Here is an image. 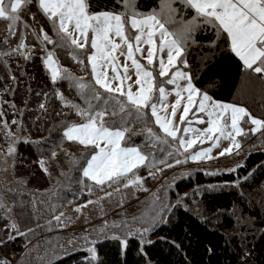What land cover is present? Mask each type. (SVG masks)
<instances>
[{"label":"trees","instance_id":"1","mask_svg":"<svg viewBox=\"0 0 264 264\" xmlns=\"http://www.w3.org/2000/svg\"><path fill=\"white\" fill-rule=\"evenodd\" d=\"M92 2L96 6L94 10H100L101 6L105 10L118 7L115 0ZM157 3L158 0H139V9L148 11ZM174 6L182 7L179 3ZM192 14L189 12V15ZM25 22L29 27H24ZM8 23L0 19V112L3 113L0 116V160L11 143L12 138L7 133L14 135L20 126L21 138L15 144L8 185L0 169V192H3L8 203L25 202L23 208L13 209L21 231L33 228L43 240L49 241L53 235L64 239L69 233L87 227L100 217L99 206L102 204L98 202L102 194L112 192L109 204H117L123 203L127 191H124L123 182L109 187L108 184L97 186L85 180V184L91 188L90 192L88 187L77 183L81 178L80 165L91 149L63 138L66 124L81 121L74 111L64 106L57 93H62L67 100L81 107L87 105L74 83L66 79L52 82L43 59L47 52L54 51L61 68L67 69L74 77L82 78L85 83H92L86 57L81 55L85 63L78 64L71 58V49L37 39V36L43 35L41 28L54 41L58 37L50 22L35 6H28L21 12V22L16 27L15 36L8 34ZM20 36L24 37L30 57L26 59L18 53L5 55L13 52L20 43ZM193 38L196 43L188 41L185 55L195 84L218 100L244 104L250 113L264 119V80L243 67L238 57L225 45L223 37L216 41L215 46H211L215 33L210 27L199 29ZM41 104L45 108H40ZM106 119L110 122L119 117ZM128 119L131 131L127 134V145L142 148L145 154H149V161L153 156L156 161H168L164 148L172 150L170 145L174 141L168 139L171 144L164 145L148 135L146 127L161 135L153 119ZM13 120L17 123L13 124ZM248 141L255 148L236 170H229L225 166L222 171L213 174L196 167L193 173L176 181L177 193L185 192L187 196L199 199L196 204L198 211L183 204H179L178 208L173 207L166 212L165 222L159 224L152 241L142 245L137 239H132L123 249L119 239L105 237L98 247L95 260L80 250L56 254L49 263L264 264V135H252ZM156 150L160 151L159 154ZM53 152L56 153L55 157L52 156ZM236 155L226 157L233 159ZM40 160L46 161L50 175L41 169ZM74 160L79 163L73 164ZM153 168L149 163L148 167H140L137 174L149 179V171L153 173ZM61 173L68 175L66 177ZM19 181L24 183L20 184ZM116 187L121 188L120 192L114 191ZM9 188H16L18 192H9ZM33 199L43 201L37 204L36 213L30 203ZM89 200L97 203L88 204L80 212L74 210ZM49 204L54 206L53 210H49ZM207 211L210 213L206 217ZM21 212L26 215L21 217ZM61 213L64 223L54 219ZM5 223L7 221H0V241L6 240L9 235L4 228ZM12 235L15 238L0 246V252L1 249L13 253L23 251L26 237L15 233Z\"/></svg>","mask_w":264,"mask_h":264},{"label":"snow or ice","instance_id":"2","mask_svg":"<svg viewBox=\"0 0 264 264\" xmlns=\"http://www.w3.org/2000/svg\"><path fill=\"white\" fill-rule=\"evenodd\" d=\"M177 3L182 7H175ZM115 5L118 7L105 10L101 6L100 10H94L96 6L92 0H0V19L9 22L7 31L10 36L17 34L21 12L28 6H35L50 22L58 37L54 41L41 28L43 35L37 36V39L71 49V58L81 65L85 63L80 58L83 55L90 66L93 82L85 83L82 78L74 77L59 66L54 51L47 52L43 59L52 82L66 79L74 83L87 105L81 107L67 100L62 93H57L64 106L74 111L81 121L66 124L63 138L91 149L80 165L81 178L77 183L88 187L89 192L91 188L85 184V180L97 186L108 184L109 187L123 182L124 188L135 186L138 190L148 191L143 187L144 178L137 174L140 167H148L149 163L152 167H156L157 163L173 167L166 159L156 161L153 156L149 161V154L143 153L138 147L127 146V134L131 131L129 117L136 120L145 117L153 119L164 136L146 127L148 135L162 143H168L167 138H171L176 142L175 152L188 153V158L193 161L214 158L211 153L213 148L219 147L221 138L230 141V146L219 152V156H225L231 155L233 149L239 153L242 145L237 137H247L249 132L251 135H264V119L254 117L243 106L215 101L206 91L202 92L195 86L191 74L183 70L189 67L185 55L188 41L196 43L194 33L210 27L215 33L211 46H215L216 41L223 37L225 45L238 57L243 67L264 80V0H158L156 7L148 11L139 9V0H115ZM189 12L194 14L189 15ZM24 27L29 25L25 22ZM33 35L36 33L33 32ZM19 39L20 43L13 52L4 54L18 53L27 59L30 53L24 37L20 36ZM120 57H124L123 64L120 63ZM167 85L174 86L175 100L170 104L168 97L172 93L166 88ZM40 108H45V105L41 104ZM106 117L119 119L109 122ZM12 123L16 124L17 121L13 120ZM193 124L207 126L197 128L192 127ZM181 125L185 126L181 128ZM244 125L251 127L246 130ZM7 135L13 137L10 132ZM18 139H11L7 156L14 157ZM208 141L212 142L210 147L189 152L198 144ZM172 155V152L168 153V156ZM52 156L55 157L56 153L53 152ZM72 163L77 164L79 161L74 160ZM180 163V159L175 160V164ZM39 164L50 175L45 166L46 161L40 160ZM61 175L67 177L68 174ZM149 175L155 174L149 171ZM18 183L23 184L24 181ZM7 191L18 192V189L9 188ZM106 195L110 197L112 193ZM30 203L36 213L37 204L43 201L33 199ZM93 203L97 202L89 200L74 210L80 212ZM24 204L23 200L9 204L3 192H0V213H3L0 221H7L4 228L9 232L6 240L0 241V246L15 238L12 233L25 237L34 233L33 228L21 231L17 214L13 211L14 207L23 208ZM48 208L53 210L54 206L49 204ZM19 215L24 217L26 213L21 212ZM62 216L63 213L54 216V219L64 223ZM107 227L105 223L100 234ZM111 227L118 228L120 225L113 224ZM142 231L147 232L148 228ZM79 239L93 245L87 248V252L95 260L94 245L99 240V234L91 240L89 236ZM68 243L75 248L76 241L70 240ZM122 243L126 244V241ZM0 264L11 262L5 258L0 260Z\"/></svg>","mask_w":264,"mask_h":264},{"label":"rangeland","instance_id":"3","mask_svg":"<svg viewBox=\"0 0 264 264\" xmlns=\"http://www.w3.org/2000/svg\"><path fill=\"white\" fill-rule=\"evenodd\" d=\"M55 59L57 60L56 56ZM123 62H124V57H120V63L123 64ZM142 62L146 63V61H142ZM180 67L182 68V65ZM183 70L191 74L189 67ZM48 72L50 74L49 70ZM134 79L135 76L133 75V80ZM157 79L159 80L160 78L157 76ZM193 83L195 86H197L194 82V79H193ZM166 88L172 93L168 97V102L170 104L175 100L174 86L167 85ZM201 91L202 92L206 91L209 95H211L207 90H201ZM213 99L220 103L236 104L239 106H243L248 110V108L244 104H241L237 101H230V102L221 101L214 97ZM252 115L256 118H259L254 114ZM176 121L177 123L179 122V112L177 114ZM184 126L185 125H181V128H183ZM206 126H207L206 124L192 125V127H197V128H204ZM244 127L247 130L251 126L244 125ZM160 132H161L160 136H164L161 130ZM250 137H252L251 134L250 135L248 134L247 137H243V136L237 137V139L241 142L242 147L239 150L238 154L236 150L233 149L232 154H237L233 159L226 157L229 155L219 156L220 151L230 146V141L223 138H221L219 142V147L213 148L211 156L214 158L211 159L205 158L199 161H193L190 158H188V153H183V154L176 153L175 141L173 144L170 143L171 145L169 144V142L164 143V145H170V147H172V150L169 149L167 150L166 148L164 149L166 151L165 157H168L167 162L169 164H172L173 167H166L164 164L158 163L156 167L153 168V173L157 176H151L149 179L142 177L145 178V180L143 179V187L148 189V191L138 190V188L135 186H132L131 188H124V191H127L126 199L122 200L123 203L119 202L117 204L116 203L109 204V201L110 199H112V196L110 197L107 196L106 193L108 192H106L102 194V198H100L98 202L102 204V206H99L101 211L100 217L93 223L87 225V227L69 233L68 236H65L64 239L62 237L53 235L49 239V241L43 240L41 236L36 235V232L34 231V233H30L25 238L26 242L24 244L23 251H21L20 253H13L12 251L7 249H1L0 260L7 258V260H9L11 264H50L49 262L53 260V257L59 253L68 254L80 250L87 252V248L92 247L93 245L91 243H86L83 239H79V238L83 236H89L91 240L92 238H95L98 234H99V240L94 245L96 248V258L98 256V247L105 237H115L119 239L123 249H125L129 245V242L132 239H137L142 245L149 241H152V239L156 235V229L159 226V224L162 223L163 221L165 222L166 212H170L172 209L176 207L178 208L179 204H183L186 207H190L194 211H198L196 204H197V200L199 201V199L194 196L189 197L186 195L185 192L177 193L176 181L179 179H183L188 175H190L191 173H193L194 168L196 167L202 168L207 173H213V174L217 173L218 171H222L225 166H227L226 168H228L229 170H233V169L236 170L238 166L244 162L245 157L248 155V153L251 150H254L253 148H255L254 146H251V144L248 141V138ZM12 138H21L20 126H18L16 133L13 135ZM167 139H171V138H167ZM159 143L161 144L162 142ZM211 143H212L211 141H208L202 145L198 144L197 146H195L194 149H190L189 152L199 151L201 148H208L211 146ZM132 147H138V146H132ZM163 147L164 146H162V150ZM140 150L143 153H145L142 148H140ZM156 151L157 154H159L160 151L158 150ZM169 152H172L173 155L168 156ZM12 159H13L12 156L3 155L0 160V169L2 170V175L6 185H8L11 181L10 171H11ZM176 159H180L182 163L175 164ZM158 169H162V171H159ZM117 188H119V191L117 192H120L121 189L120 187L114 188V191H116ZM155 197H159V199H155ZM209 213L210 212L208 211L206 212L205 214L206 217L207 215H209ZM199 214H201L200 211ZM105 223H107L108 227L104 230L103 234H100V230L104 228ZM113 224L120 225V227L113 228L111 227ZM143 228H148V231L143 232L142 231ZM70 240L76 241L75 248H73L72 245L68 243ZM124 241H126V244L122 243Z\"/></svg>","mask_w":264,"mask_h":264}]
</instances>
